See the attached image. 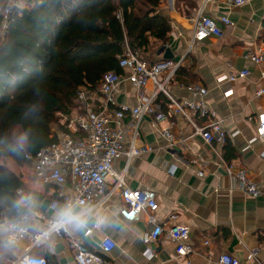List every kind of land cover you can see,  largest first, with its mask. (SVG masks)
I'll use <instances>...</instances> for the list:
<instances>
[{
    "label": "crops",
    "instance_id": "1",
    "mask_svg": "<svg viewBox=\"0 0 264 264\" xmlns=\"http://www.w3.org/2000/svg\"><path fill=\"white\" fill-rule=\"evenodd\" d=\"M193 1V4L197 3L196 8L183 3L178 6L176 0L162 1L160 12L171 20L170 38L166 44L154 42L152 51L145 54V60H161L171 54L169 59L173 62L189 66L192 81L209 89L205 99L229 130L228 139L224 144L209 145L195 135V143L200 144L197 154L184 143L178 142L169 147L159 127L172 122L175 134L190 136L194 128L189 120L182 114H173L155 125L151 115H144L140 121L137 144L146 147V151L130 162L126 157L117 158L114 168L119 173L124 172L129 187L149 188L156 192L159 204L156 217L164 227L174 223L189 227V241L195 247L191 257L193 264H222L219 258L224 253L244 259L251 249L258 250L259 259L264 262V139L258 135V116L264 114V96H255L256 89L264 85L261 78L264 61L257 64L244 57L248 49L264 39V0H249L232 7L222 2H209L205 13L217 20L227 15L231 24L221 36L192 43L194 21L201 5V0ZM21 5L27 7L31 3L22 0ZM219 24L223 26L221 22ZM242 69H248L249 74L234 81L218 83L219 77ZM121 74L127 75L128 71L123 69ZM165 87L179 99L193 98L186 85L175 77L165 82ZM141 91L146 97L151 96L154 91L152 81H148ZM87 93V100H81L82 105L73 108L71 115L101 111L106 107L99 89L87 90ZM115 100V106H135L138 102L137 87L123 80L115 93ZM156 104L161 110L169 112V100L164 93L157 97ZM194 119L198 123L204 122L197 114ZM125 121L130 122L129 114ZM131 138V132H127L126 144ZM229 164L235 170L245 168L261 187V193L252 196L241 189L235 177L226 170ZM13 170L22 175L25 183L23 190L31 211L42 210L43 202L56 193V184L43 183L35 175L32 164ZM200 171L204 174L199 175ZM112 184L111 177L108 191ZM64 190L70 192L72 187L67 184ZM63 207L61 203L55 210L47 209L45 212L50 217H58ZM125 207L126 202L119 191L113 192L104 206H74L76 213H83L84 223L81 226L68 224L71 235L95 251L105 236L111 237L116 243L109 254L113 264H173L175 243L163 234L146 244L143 234L152 227L146 213L138 220L126 219L121 213ZM173 212L177 213V217L167 224ZM43 226L42 222H35L32 230ZM87 230H91L89 234H86ZM30 244L29 236L10 244L6 231L0 228V263H9L27 251ZM147 248L154 251L152 257L145 254ZM46 252L49 253L48 264H76L75 249L66 235L53 233L49 241L33 253ZM249 264L257 263L253 261Z\"/></svg>",
    "mask_w": 264,
    "mask_h": 264
},
{
    "label": "built area",
    "instance_id": "2",
    "mask_svg": "<svg viewBox=\"0 0 264 264\" xmlns=\"http://www.w3.org/2000/svg\"><path fill=\"white\" fill-rule=\"evenodd\" d=\"M249 0H202L195 17L192 43L205 40L211 36H221L225 28L229 27L231 20L227 15L220 16L218 20L205 13L209 2H222L227 6H238ZM22 0H7L3 10L2 27L6 28L11 13L15 7L22 6ZM223 26H221L219 24ZM172 27H175L172 24ZM244 57L257 64L264 61V39L252 49H248ZM119 66L128 71L127 75L116 71L105 73L99 87L104 96L106 107L101 111H87L75 115L62 114L60 127L57 131L58 140L51 145L39 150L36 155L26 154L32 163L35 175L45 184L54 183L59 186L58 197L51 200L48 210H55L59 204L67 206H81L91 208L104 206L113 192L119 191L126 202V207L121 210L126 219L138 220L146 213L147 221L152 227L143 234V241L148 244L157 240L161 235H166L175 243V256L173 264H193L192 255L195 247L190 243V229L187 225L174 223L164 227L157 221L156 211L159 207L156 192L149 188L133 189L126 183L124 172L119 173L114 168V161L120 157L130 160L146 151V147L137 144L140 135V121L144 115H151L155 125L169 118V115L182 114L194 128L190 136L177 135L173 131V123L159 127V132L166 139L169 147L176 143L186 144L192 152L198 153L199 143H195L193 136L198 135L209 145L214 143L224 144L229 136V130L224 126L216 110L211 107L205 97L209 89L202 84L192 83L186 88L192 93L193 98H177L165 87V82L172 80L180 63L171 59H162L151 63L140 57L128 42H125L122 53L118 56ZM249 74L248 69L238 70L218 78V83L234 81ZM264 83V70L261 72ZM123 80L133 83L138 89V102L135 106L116 105L115 93L119 90ZM152 81L154 91L146 97L141 89ZM160 93H164L169 100V112L161 110L156 104ZM256 97L264 96V85L255 91ZM88 93L81 89L79 99L86 101ZM114 106V107H112ZM129 114L130 122L126 123ZM204 119L198 123L194 115ZM258 135L264 139V114L258 116ZM131 132L132 138L126 144V133ZM174 168L171 169L173 172ZM226 170L233 175L241 189L246 193L256 196L261 193V187L249 175L245 168L235 170L233 165H227ZM204 172L200 171L199 175ZM113 178L111 189L107 190L109 178ZM70 185L72 191L64 190L65 185ZM19 193H24L19 189ZM28 201V198L26 197ZM177 213L169 215V220H174ZM42 222L44 226L39 230H32V224ZM0 228L6 231V238L10 244L30 237L31 244L27 251L18 255L6 264H48V260L41 254L33 253L41 249L49 241L53 233L66 235L72 241L75 249L76 264H113L109 254L116 243L105 236L99 243L98 249L91 250L85 244L73 237L68 224L60 225L58 217H50L45 211L33 209L17 219H3ZM91 230H87L89 234ZM145 254L152 257L154 251L147 248ZM222 264H249L256 262L264 264L259 259V252L251 249L244 259L229 253L220 256ZM2 264V263H0Z\"/></svg>",
    "mask_w": 264,
    "mask_h": 264
},
{
    "label": "trees",
    "instance_id": "3",
    "mask_svg": "<svg viewBox=\"0 0 264 264\" xmlns=\"http://www.w3.org/2000/svg\"><path fill=\"white\" fill-rule=\"evenodd\" d=\"M27 1L31 5L15 7L3 28L7 0H0V157L18 166L31 165L26 154L58 140L60 117L82 105L81 89L97 91L105 73L123 72L118 56L125 42L146 59L153 43L166 44L171 32V20L160 12L163 0ZM174 77L194 83L186 65ZM54 186L50 201L58 197ZM24 188L22 175L0 162V221L31 212L19 193Z\"/></svg>",
    "mask_w": 264,
    "mask_h": 264
},
{
    "label": "clouds",
    "instance_id": "4",
    "mask_svg": "<svg viewBox=\"0 0 264 264\" xmlns=\"http://www.w3.org/2000/svg\"><path fill=\"white\" fill-rule=\"evenodd\" d=\"M27 137L22 135L19 138V146L23 148L26 144ZM58 223L62 226L65 224H71L73 226H81L84 223L83 213H76L74 206L69 204L58 212Z\"/></svg>",
    "mask_w": 264,
    "mask_h": 264
},
{
    "label": "rangeland",
    "instance_id": "5",
    "mask_svg": "<svg viewBox=\"0 0 264 264\" xmlns=\"http://www.w3.org/2000/svg\"><path fill=\"white\" fill-rule=\"evenodd\" d=\"M176 2H177V5L179 6L180 4H182L183 3V5L185 6V4H187V5H189L190 7H191V4L192 3H194V1L193 0H191V1H186V0H176ZM201 2H202V0H201ZM191 3V4H190ZM0 162H5L9 167H11V168H13V169H17L19 166L13 161V160H11V159H7V158H5V160L2 158V157H0Z\"/></svg>",
    "mask_w": 264,
    "mask_h": 264
},
{
    "label": "water",
    "instance_id": "6",
    "mask_svg": "<svg viewBox=\"0 0 264 264\" xmlns=\"http://www.w3.org/2000/svg\"><path fill=\"white\" fill-rule=\"evenodd\" d=\"M169 58H172V55L171 54L165 56V59H169ZM50 202L51 201L49 199H46L43 202V204H42V210L43 211H46L48 209ZM56 249H57V247H56Z\"/></svg>",
    "mask_w": 264,
    "mask_h": 264
}]
</instances>
